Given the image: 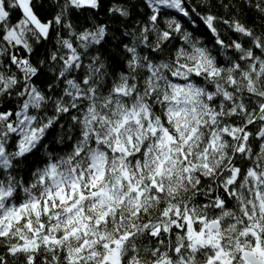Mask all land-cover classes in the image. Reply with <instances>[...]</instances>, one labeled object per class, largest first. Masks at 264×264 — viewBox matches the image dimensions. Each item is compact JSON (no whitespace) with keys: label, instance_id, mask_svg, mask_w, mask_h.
<instances>
[{"label":"snow or ice","instance_id":"6c2138e0","mask_svg":"<svg viewBox=\"0 0 264 264\" xmlns=\"http://www.w3.org/2000/svg\"><path fill=\"white\" fill-rule=\"evenodd\" d=\"M51 3L0 0V264H264V28L139 0L113 53L103 0Z\"/></svg>","mask_w":264,"mask_h":264},{"label":"trees","instance_id":"16d2710c","mask_svg":"<svg viewBox=\"0 0 264 264\" xmlns=\"http://www.w3.org/2000/svg\"><path fill=\"white\" fill-rule=\"evenodd\" d=\"M41 2V0H38ZM42 2L46 5L45 8L40 9L41 13L44 15H48L50 12H54L55 9L52 6L51 0H42ZM139 0H128V7L132 10V16L124 21L121 18H113L107 13V9L112 6L113 4L117 3V0H103V7L99 11L98 18L101 21H108L112 24L113 30L115 31L116 36L118 37L117 40L112 41L108 47L113 53L119 52V48L117 47L121 41L126 42L123 37H121V31L126 30L127 26L132 25L135 22L143 21L144 19V10L143 5L141 4L140 7L133 8L132 5L138 3ZM228 2V0H225ZM232 4V9H225L220 7L217 0H189V4L191 7L195 8L197 12L201 13V15L205 14V12L210 11L211 13L223 17L228 18L230 15L233 19L240 18L249 26L256 27V28H264V18H261L257 13L253 12L250 8L245 6L244 0H230ZM211 7H208V5ZM15 15H19V13H15ZM88 15V12L85 11L83 14H77L74 17V22L85 23V16ZM219 30L221 31L223 36H231L232 33L228 31L227 27L223 24L218 25ZM195 35L202 39L204 43L210 44L213 41V36L206 28V26L198 21V26L195 29ZM43 52V49L40 50V53ZM40 53L37 54L36 59L40 58ZM122 56V54H121ZM42 86L46 84L47 77H41ZM0 106H8L7 103L0 99ZM32 161L38 162L39 157L34 156L31 158Z\"/></svg>","mask_w":264,"mask_h":264}]
</instances>
